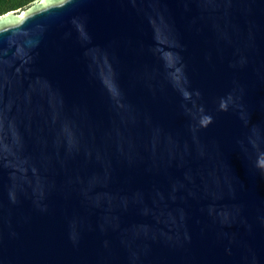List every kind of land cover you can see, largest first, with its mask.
Listing matches in <instances>:
<instances>
[{"label":"water","instance_id":"obj_1","mask_svg":"<svg viewBox=\"0 0 264 264\" xmlns=\"http://www.w3.org/2000/svg\"><path fill=\"white\" fill-rule=\"evenodd\" d=\"M0 264H264V0L1 15Z\"/></svg>","mask_w":264,"mask_h":264},{"label":"trees","instance_id":"obj_2","mask_svg":"<svg viewBox=\"0 0 264 264\" xmlns=\"http://www.w3.org/2000/svg\"><path fill=\"white\" fill-rule=\"evenodd\" d=\"M37 0H0V16L10 12L30 7Z\"/></svg>","mask_w":264,"mask_h":264}]
</instances>
